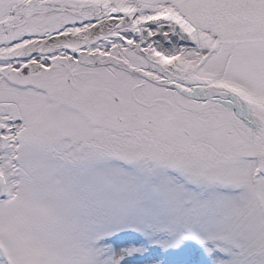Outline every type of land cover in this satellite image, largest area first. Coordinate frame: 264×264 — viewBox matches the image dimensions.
Here are the masks:
<instances>
[{
  "label": "snow or ice",
  "instance_id": "snow-or-ice-1",
  "mask_svg": "<svg viewBox=\"0 0 264 264\" xmlns=\"http://www.w3.org/2000/svg\"><path fill=\"white\" fill-rule=\"evenodd\" d=\"M0 264H264V0H0Z\"/></svg>",
  "mask_w": 264,
  "mask_h": 264
}]
</instances>
